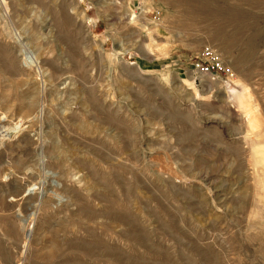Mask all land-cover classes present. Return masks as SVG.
<instances>
[{
    "label": "rangeland",
    "instance_id": "1",
    "mask_svg": "<svg viewBox=\"0 0 264 264\" xmlns=\"http://www.w3.org/2000/svg\"><path fill=\"white\" fill-rule=\"evenodd\" d=\"M0 264H264V0H0Z\"/></svg>",
    "mask_w": 264,
    "mask_h": 264
},
{
    "label": "built area",
    "instance_id": "2",
    "mask_svg": "<svg viewBox=\"0 0 264 264\" xmlns=\"http://www.w3.org/2000/svg\"><path fill=\"white\" fill-rule=\"evenodd\" d=\"M201 57L204 59V63L199 65V71L205 75L219 74L224 78H231V73L228 68L219 60L218 56L208 48H205Z\"/></svg>",
    "mask_w": 264,
    "mask_h": 264
}]
</instances>
